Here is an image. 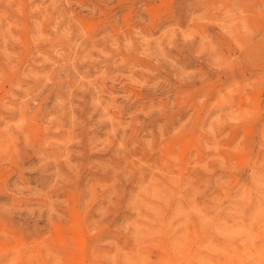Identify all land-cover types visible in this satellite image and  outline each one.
Listing matches in <instances>:
<instances>
[{"label":"rangeland","instance_id":"374dc122","mask_svg":"<svg viewBox=\"0 0 264 264\" xmlns=\"http://www.w3.org/2000/svg\"><path fill=\"white\" fill-rule=\"evenodd\" d=\"M0 264H264V0H0Z\"/></svg>","mask_w":264,"mask_h":264}]
</instances>
